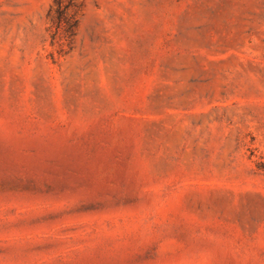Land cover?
<instances>
[{
  "label": "rangeland",
  "instance_id": "obj_1",
  "mask_svg": "<svg viewBox=\"0 0 264 264\" xmlns=\"http://www.w3.org/2000/svg\"><path fill=\"white\" fill-rule=\"evenodd\" d=\"M0 264H264V0H0Z\"/></svg>",
  "mask_w": 264,
  "mask_h": 264
},
{
  "label": "trees",
  "instance_id": "obj_2",
  "mask_svg": "<svg viewBox=\"0 0 264 264\" xmlns=\"http://www.w3.org/2000/svg\"><path fill=\"white\" fill-rule=\"evenodd\" d=\"M57 20L60 22L61 20V15H62V11L60 10V7L57 9Z\"/></svg>",
  "mask_w": 264,
  "mask_h": 264
}]
</instances>
